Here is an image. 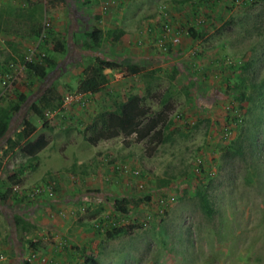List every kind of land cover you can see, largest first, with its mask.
I'll return each mask as SVG.
<instances>
[{"label":"rangeland","instance_id":"rangeland-1","mask_svg":"<svg viewBox=\"0 0 264 264\" xmlns=\"http://www.w3.org/2000/svg\"><path fill=\"white\" fill-rule=\"evenodd\" d=\"M19 19L40 22L42 36L23 37ZM162 24L168 35L195 31L197 57L169 63L163 58L169 48L158 47L167 66L155 63L149 72L124 78L103 72L97 93L80 91L84 70L96 58L145 70L135 35L161 36ZM93 28L104 34L98 47L85 36ZM115 29L133 35L128 45L134 54L118 50L120 38L109 32ZM42 58L54 65L43 64L46 76L38 80L23 63ZM209 60L215 61L211 67ZM48 95L55 96L54 108L41 120L28 116L35 131L28 143L20 140L26 108ZM65 95L72 101L61 108ZM130 96L146 115L164 116L160 138L120 134L87 144L86 127ZM232 106L243 113L233 140L203 153ZM0 108L12 115L7 137L13 141L8 147L0 140V264H39L28 260L30 252L49 259L52 247L66 248L68 264H264V0H118L105 13L87 0H0ZM198 153L204 161L197 176L191 169ZM102 155L140 170L142 189L117 176L111 161L100 165ZM35 188L41 192L29 198ZM16 216L24 227L20 242ZM120 227L126 234L106 238Z\"/></svg>","mask_w":264,"mask_h":264},{"label":"trees","instance_id":"trees-1","mask_svg":"<svg viewBox=\"0 0 264 264\" xmlns=\"http://www.w3.org/2000/svg\"><path fill=\"white\" fill-rule=\"evenodd\" d=\"M54 1V0H36V4L42 5L45 2ZM35 3H27V6L33 7ZM18 31L25 38L38 39L42 36L44 31V26L40 22L25 21L19 19L17 22ZM115 40L119 39L122 36L120 30L109 31ZM187 34L192 38H198V34L192 29L187 30ZM89 41L90 45L93 47H98L101 40L103 39V32L100 29L93 28L90 32L85 35ZM55 52H60L62 50V45L56 43L54 46ZM43 64L51 67L54 65L53 61L48 58H42L41 62H24V69L34 75L38 80H43L46 76L45 68ZM109 70L111 72H117L121 74L122 77H130L140 73V68L134 64H122L115 60H103L96 58L94 61L93 67H87L84 70V78L79 85V89L83 93H97L105 83V75L103 72ZM146 91L148 89L146 88ZM55 96L48 95L43 99L42 104L38 105L37 103H30L26 108L25 117L23 116L21 121V128L17 133V136L20 140L28 143L29 137L35 131V126L28 120V116H34L38 119H43L45 109H53ZM238 101L244 100V95L241 94ZM138 101L136 96H130L124 102L118 105L117 109L113 113L104 112L98 114L96 118L90 123L84 133V141L89 145H95L101 140L110 139L116 137L120 134L130 135L136 134L139 139L144 138L151 133L150 142L158 140L162 133V130L167 129L166 125H163L165 122L164 116L162 114L146 115L147 112H144L141 108L138 107ZM14 112H18L19 107L13 109ZM147 116V117H146ZM12 115H10L8 109L0 108V140H4L8 147H11L13 141L7 137L9 123L11 121ZM160 125L159 129L157 127ZM40 148V147H38ZM113 162V161H111ZM10 191H6V194L2 196V201H5L8 198ZM124 202V201H122ZM202 208L205 210L206 214L211 213L208 210L205 202L202 203ZM114 209L119 213H124V208L119 205V203H114ZM15 234L18 238V241H23L24 227L23 221L19 216L14 217L13 219ZM126 234V230L123 227L113 228L111 231L106 232V238H114L120 235ZM34 244L32 248L38 246ZM90 264H99L93 259L86 260Z\"/></svg>","mask_w":264,"mask_h":264},{"label":"built area","instance_id":"built-area-1","mask_svg":"<svg viewBox=\"0 0 264 264\" xmlns=\"http://www.w3.org/2000/svg\"><path fill=\"white\" fill-rule=\"evenodd\" d=\"M88 5L91 7H97L100 10V13H105L109 9V7L118 0H87ZM165 16V12L161 9L158 14V18H163ZM169 27L166 24H162L161 31V39L158 41V47L160 50L165 49L166 43L171 44H177L178 43V37L177 35H168L169 34ZM168 40V42H164V40ZM72 101L71 95H65L62 99V107H64L65 104H69ZM243 122V113L240 109H238L236 106H232L230 108H227V113L225 114L224 119L219 124L217 128V136L213 141H211L206 149H203V153L205 152H212L215 151V149L220 150L222 148H225L232 140L235 135V130H237ZM198 153L192 162V169L194 175H200L202 170V163L204 154ZM212 154V153H211ZM110 158L106 157L105 155H102L101 160L99 161L100 165H103L107 162H110ZM111 168L113 172L119 176V177H129L135 181V188L137 190L142 189L143 183L141 181L142 173L140 170L134 167H130L128 163L125 161H113L111 163ZM41 192V189L35 188L31 189L28 193L29 198L37 196ZM55 249V247H54ZM29 261H39V264H50V259L46 257H41L38 255L35 251L30 252L29 254Z\"/></svg>","mask_w":264,"mask_h":264},{"label":"crops","instance_id":"crops-1","mask_svg":"<svg viewBox=\"0 0 264 264\" xmlns=\"http://www.w3.org/2000/svg\"><path fill=\"white\" fill-rule=\"evenodd\" d=\"M146 31L150 33V25L147 26ZM133 35H122L120 37V42H118L116 45L118 46V50L123 54H129V51H131L134 54L135 48H130L128 45V42H130V38ZM135 37H138L137 44L141 46L140 55L138 56L141 66L145 68V70H140L142 73L143 71L149 72L150 67H152V64L156 65L154 68H162L164 66H167V64L162 63L160 61V50L158 49V41L161 39L160 35H135ZM178 37V43L177 44H171L168 42V40H164L166 43V46L169 48V56L163 57L164 59L169 60V63H173L176 58H196L197 57V51L200 50V40L198 38H192L190 35H177ZM120 43V44H119ZM138 54V53H135ZM203 55V54H202ZM137 56V55H135ZM194 64V63H190ZM215 64L214 60H209L207 66H213ZM109 70H105L104 72H107ZM110 72V71H109ZM121 75V74H120ZM124 78V77H123ZM90 239L88 237L83 238L82 244L84 246H88L90 243ZM67 246V243H66ZM61 248V247H60ZM43 251V250H42ZM40 251V253H42ZM51 256L50 264H68V256L65 255L66 248L63 247L62 251L57 250L56 247H52L50 249ZM43 254V253H42ZM128 254H131V252L124 250V260L127 261ZM119 257H122L123 255H118ZM126 263V262H125Z\"/></svg>","mask_w":264,"mask_h":264}]
</instances>
